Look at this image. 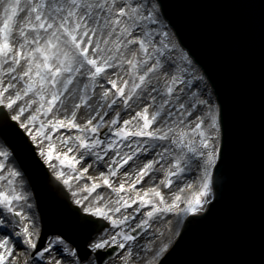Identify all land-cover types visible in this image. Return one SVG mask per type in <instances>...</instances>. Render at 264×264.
Segmentation results:
<instances>
[{"label": "snow or ice", "instance_id": "1", "mask_svg": "<svg viewBox=\"0 0 264 264\" xmlns=\"http://www.w3.org/2000/svg\"><path fill=\"white\" fill-rule=\"evenodd\" d=\"M162 9L161 0H0V135L31 151L30 137L74 189L77 205L97 202L83 207L89 215L75 210L83 243L46 234L30 211V194L17 186L22 173L9 163L13 150L0 147V264H164L174 246L155 234L140 244L136 230L164 212L210 208L213 172L222 164L223 109L208 94L206 73L194 75L189 53L177 56ZM101 162L107 171L94 168ZM161 169L167 174L157 186ZM90 170L102 180L89 183ZM201 170L200 190L187 207H179V194L165 202V182L187 188ZM121 171L136 176L128 188L152 187L125 198V182L111 179ZM101 185L117 194L114 204Z\"/></svg>", "mask_w": 264, "mask_h": 264}, {"label": "water", "instance_id": "2", "mask_svg": "<svg viewBox=\"0 0 264 264\" xmlns=\"http://www.w3.org/2000/svg\"><path fill=\"white\" fill-rule=\"evenodd\" d=\"M161 3L223 109L215 199L164 264H264V0Z\"/></svg>", "mask_w": 264, "mask_h": 264}, {"label": "bare ground", "instance_id": "3", "mask_svg": "<svg viewBox=\"0 0 264 264\" xmlns=\"http://www.w3.org/2000/svg\"><path fill=\"white\" fill-rule=\"evenodd\" d=\"M165 23H167L165 21ZM173 32V31H172ZM176 39V37H175ZM176 42H177V45H178V51H177V56H179L181 54V52H186L183 48H181V46L179 45L177 39H176ZM134 51V50H133ZM128 56L131 57V52L128 53ZM192 71L194 73V75L196 76H199V75H203L202 74V71L201 69L195 65L193 63L192 65ZM208 83V81H207ZM207 91H208V94L212 96L213 98V103L216 105V107L218 108V105L217 103L215 102V98H214V95H213V92L210 88V85L208 83V88H207ZM127 118V117H125ZM83 122V121H81ZM176 135H179V132L176 133ZM3 139L1 138L0 136V147L4 146L3 145ZM219 144V143H218ZM218 144H217V147H218ZM18 145L20 148H22L25 152H27L28 154H32V150L30 151L25 145H24V142L23 141H20L18 140ZM165 147H167V145H165ZM57 148H59L60 150H63L60 148V145L57 144ZM174 150L179 151V146L178 145H174ZM161 149H157V152H160ZM106 160H108L110 162V158L106 157L105 158ZM11 160V159H10ZM9 160V163L13 166H17L16 165V162H14L13 160L10 161ZM20 162H21V165L23 166L24 164H29L31 163V160L28 158V157H21L19 158ZM146 160H142V161H138L137 164L142 167L143 166V163H145ZM169 163H171V161H169ZM168 165H165V169L167 168ZM18 167V166H17ZM46 168V166H44ZM94 168H99V171H107L106 169V164H104L103 162H101L100 165H96L94 166ZM125 170L127 171H133V167L132 166H126L125 167ZM43 171V168L42 167H38L35 165V172L32 170V169H27L26 172L28 173H38L36 174L35 176H31L30 178H28L29 180H27V177L24 176L23 178V184H20L19 183V179H18V188L19 190L25 192L24 190V186L26 187L25 189L27 191L30 192V194L33 196V198L39 203L41 204L42 201H43V195L39 192L40 190L42 189H47L49 194L52 196L51 198L52 199H57L56 196L58 195L59 191L62 189L59 184H62V181L61 179L56 175V173L53 171L52 172V169L49 167L48 168V171L54 176L55 180L52 179L47 173L46 171H44L41 175V177H38L39 173ZM202 170L198 173H196L195 175H202ZM166 170L164 169H161L158 171L157 173V179L155 181L156 185L159 186L161 184V181L163 180V178L166 176ZM59 178V179H58ZM91 178H94L96 179L97 181H100L102 180V177L99 176V172L98 171H93V170H90V173H89V177L85 178L89 183H91ZM114 182V184L118 185L121 181L125 182L126 186H125V189L123 190V193L125 195V197L129 196L130 198L132 199H135V197L137 196L138 194V191L139 190V194L140 195H143L144 194V190L147 189V188H150L152 187L151 184L149 183H143L141 185H137L136 188H133V189H130L127 187V185L129 183L132 182V180H135L136 179V176L133 175L131 177V179H129L128 177H126L124 175V172L121 171L119 172L116 176H114L113 178H111ZM192 179L189 178L188 179V183L189 181H191ZM47 186L50 187L47 188ZM81 187V189H83V184L81 183L79 185ZM179 189H183V191H179ZM74 190V189H72ZM103 191V194H104V199L109 201L110 203H113L115 202V200L117 199V194L110 188H108L107 185H101V189H98V191ZM161 191L164 193L165 195V202L171 204L172 201L174 199H176V196L177 194H179V197L180 199L183 198V194L184 192L186 191V188L184 187V184L183 183H180L179 185H172V186H167L166 185V182H165V186L161 187ZM55 192V194H54ZM149 195L155 200L156 198H159V197H156L154 193H149ZM35 200H34V206H33V209L30 208V211L34 212L36 214V218L37 220L40 222V220L44 217L43 214H40L36 208V203H35ZM180 203V202H179ZM88 204H91L92 206H96L97 205V202L95 201L94 197L90 200H88L86 202L85 205H82L81 209L84 207V206H88ZM45 205L47 206L46 207V210H48L49 212H53L54 216H52L51 218H47V219H55V224L57 227H60V226H66V230L71 234L73 235L74 233V230H72L74 227H76V223H77V219L78 217L76 216V214H71V213H66L63 217H61L59 215V212L56 211V209L54 208L55 205L53 204V202H49V201H46L45 202ZM54 206V207H53ZM71 208V210L73 211V213H75V209L71 206H69ZM134 207V206H133ZM147 207L143 210V213H139L137 214V216H142L143 214H145L147 212ZM150 219V224L148 226V230L146 232V234L140 236L139 238L136 239V242H139L140 244H143L145 243L147 240H150L153 238V234H155L156 236H159L161 237V240L163 243H172V241L174 240L175 238V235H176V232L179 230L180 228V225H181V218L180 217H177L173 212L171 213H167V212H164V213H161V214H158L156 216H153L152 218H149ZM137 223H138V220H137ZM132 226H135V224L132 223ZM74 236V235H73ZM141 237H143L144 239H141ZM136 242H133L131 241V244L129 243L130 246H133ZM162 246V245H161ZM123 251V250H122ZM135 251V249H134Z\"/></svg>", "mask_w": 264, "mask_h": 264}, {"label": "rangeland", "instance_id": "4", "mask_svg": "<svg viewBox=\"0 0 264 264\" xmlns=\"http://www.w3.org/2000/svg\"><path fill=\"white\" fill-rule=\"evenodd\" d=\"M25 132V131H24ZM26 133V132H25ZM27 134V133H26ZM30 140H31V138L30 137H28ZM34 144H35V142H33ZM2 147H4V146H2ZM44 147H45V149L47 150V147H48V145L47 144H45L44 145ZM36 148H37V146H36ZM57 150H60L59 148H57ZM38 151V150H37ZM38 153H39V151H38ZM40 155V154H39ZM41 156V155H40ZM41 158L45 161V163L47 164V166H49V162H47L46 161V159L43 157V156H41ZM58 163V162H57ZM50 167V166H49ZM51 169H52V172L54 171V169L52 168V167H50ZM107 168V167H106ZM107 170V169H106ZM55 172V171H54ZM56 173V172H55ZM202 176H203V173H202V175H195L194 176V178H191L192 180L191 181H189V184H190V187H187L186 188V191L184 192V194H183V198H181L180 199V203H179V207L181 208V209H183V208H185V207H187V202H188V200H190V199H194V193H196V192H198L199 190H200V186H201V178H202ZM111 178H113V177H111ZM19 180L20 179H22L23 180V178L21 177V178H18ZM59 179V178H58ZM62 181V180H61ZM62 183H63V181H62ZM64 184V183H63ZM65 185V184H64ZM66 186V188H67V191H68V193H70V198H71V200H72V202L73 203H75V200H76V196H74L73 195V192H74V190H70L68 187H67V185H65ZM24 188V190H25V192H28L25 188V186L23 187ZM125 198H129V196H127V197H125ZM210 198V197H209ZM32 199L30 200H28V204H31L32 203ZM155 201L157 202V203H161L160 202V200H159V198H156L155 199ZM76 204V203H75ZM80 207H82V205H79ZM203 208V207H202ZM82 211H83V208H82ZM173 213L177 216V217H180L181 218V220L183 221L184 220V218L190 213V212H184V211H179V212H177V211H173ZM129 224L131 225V227H132V229L133 230H135V226H132V222L130 221L129 222ZM147 230H148V228H146V229H143V230H141V232H139V233H137L136 234V239L137 238H139L140 236H142V235H144V234H146V232H147ZM178 232V231H177ZM177 232H176V234H177ZM53 234H56V233H50L49 235H53ZM175 237H176V235H175ZM130 244H131V241L129 242ZM122 251V250H121Z\"/></svg>", "mask_w": 264, "mask_h": 264}]
</instances>
